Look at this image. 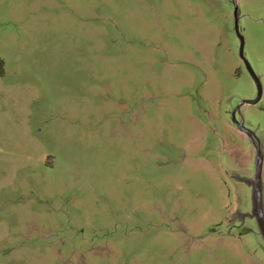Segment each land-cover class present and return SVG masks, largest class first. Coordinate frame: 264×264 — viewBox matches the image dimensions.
I'll return each instance as SVG.
<instances>
[{
	"label": "rangeland",
	"instance_id": "obj_1",
	"mask_svg": "<svg viewBox=\"0 0 264 264\" xmlns=\"http://www.w3.org/2000/svg\"><path fill=\"white\" fill-rule=\"evenodd\" d=\"M261 223L264 0H0V264H264Z\"/></svg>",
	"mask_w": 264,
	"mask_h": 264
},
{
	"label": "water",
	"instance_id": "obj_2",
	"mask_svg": "<svg viewBox=\"0 0 264 264\" xmlns=\"http://www.w3.org/2000/svg\"><path fill=\"white\" fill-rule=\"evenodd\" d=\"M233 28H234V31L238 37V40H239V47H238V55L239 57L241 58L245 68L247 69V71L249 72L250 76L252 77L254 83H255V86H256V95L253 97V98H243L240 100V102L236 105V107L231 111V115H232V119L234 118V111L235 109L239 108L241 105H243L244 103H255L257 102L260 97H261V94H262V87H261V83H260V80H259V77L257 76V74L253 71L252 67L250 66L249 62L247 61V59L244 57L243 55V37L242 35L240 34L239 32V27H238V23H237V8L235 7L234 8V24H233ZM239 128L241 129L242 126H241V123L235 121ZM258 153V151H257ZM261 163V159L257 158L256 160V164L257 166H259V164ZM262 225V232H263V235H264V225L261 223Z\"/></svg>",
	"mask_w": 264,
	"mask_h": 264
}]
</instances>
